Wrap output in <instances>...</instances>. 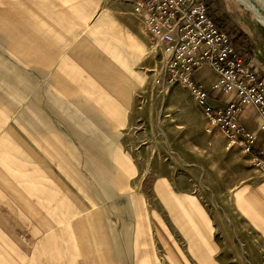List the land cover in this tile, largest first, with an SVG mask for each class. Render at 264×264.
<instances>
[{"label":"crops","instance_id":"1","mask_svg":"<svg viewBox=\"0 0 264 264\" xmlns=\"http://www.w3.org/2000/svg\"><path fill=\"white\" fill-rule=\"evenodd\" d=\"M134 1L0 0V264H156L157 237L168 254L165 226L141 209L139 169L125 151L154 44ZM126 157L136 173L125 172ZM248 245L242 254L259 264Z\"/></svg>","mask_w":264,"mask_h":264},{"label":"rangeland","instance_id":"2","mask_svg":"<svg viewBox=\"0 0 264 264\" xmlns=\"http://www.w3.org/2000/svg\"><path fill=\"white\" fill-rule=\"evenodd\" d=\"M204 1L213 20L226 31L221 9L229 12L243 34L241 47L246 62L256 58L252 68L264 76V26L257 13L238 0L254 12L256 23L253 15L234 0ZM80 12L75 11L78 17ZM84 25L77 28L78 34L84 32ZM145 54L149 64L140 69V86L133 93L131 105L140 109V115L130 121L126 117L124 133L126 141H132L125 151L136 160L140 173L141 186L136 191L141 209L155 211L157 225H164L167 231L168 254L159 244L157 233H152L157 237L156 264H171L167 256L172 264H249L240 249L245 241L257 262L264 264V220L252 211H263L264 215V193L258 188L263 187L264 174L236 149L227 151L226 139L218 130L205 133L206 120L191 95L180 86L156 83L163 60L150 47ZM195 78L210 87L215 74L205 68ZM229 98L221 95L219 102ZM240 122L249 128L259 126L251 107L244 108ZM125 159V172L136 173V166ZM182 226L185 235L178 229ZM173 239L184 254L182 260ZM189 245L205 256L204 262L196 261Z\"/></svg>","mask_w":264,"mask_h":264},{"label":"built area","instance_id":"3","mask_svg":"<svg viewBox=\"0 0 264 264\" xmlns=\"http://www.w3.org/2000/svg\"><path fill=\"white\" fill-rule=\"evenodd\" d=\"M204 0H135L133 14L159 50L163 68L156 83L180 86L194 99L206 120L205 133L218 130L226 150L236 149L250 165L264 174V139L240 122L245 107L255 110L258 130L264 134V76L246 62L244 49L208 13ZM210 68L216 80L209 88L195 73ZM229 96L223 106L212 97Z\"/></svg>","mask_w":264,"mask_h":264},{"label":"trees","instance_id":"4","mask_svg":"<svg viewBox=\"0 0 264 264\" xmlns=\"http://www.w3.org/2000/svg\"><path fill=\"white\" fill-rule=\"evenodd\" d=\"M207 5H208V13H209V15H210V17H211V9H210V6H209V4L207 3ZM212 18V17H211ZM221 19L224 21V23H225V26H226V28L228 29V31H226L228 34H229V36L233 39V41L235 42V44L238 46V47H241V40L243 39V34H242V32L241 31H238V29H237V27H236V25L234 24V23H232L229 19H228V17L225 15V14H222L221 15ZM222 28H224V27H222Z\"/></svg>","mask_w":264,"mask_h":264},{"label":"bare ground","instance_id":"5","mask_svg":"<svg viewBox=\"0 0 264 264\" xmlns=\"http://www.w3.org/2000/svg\"><path fill=\"white\" fill-rule=\"evenodd\" d=\"M246 7L255 11L260 19L261 25L264 26V0H239Z\"/></svg>","mask_w":264,"mask_h":264}]
</instances>
